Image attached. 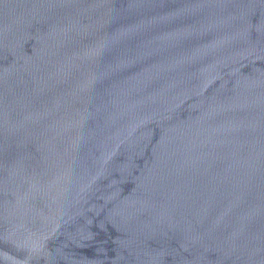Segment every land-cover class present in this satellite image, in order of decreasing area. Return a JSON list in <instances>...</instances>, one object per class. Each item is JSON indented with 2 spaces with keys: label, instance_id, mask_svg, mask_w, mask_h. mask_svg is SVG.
I'll return each mask as SVG.
<instances>
[{
  "label": "water",
  "instance_id": "water-1",
  "mask_svg": "<svg viewBox=\"0 0 264 264\" xmlns=\"http://www.w3.org/2000/svg\"><path fill=\"white\" fill-rule=\"evenodd\" d=\"M0 264H264V0H0Z\"/></svg>",
  "mask_w": 264,
  "mask_h": 264
}]
</instances>
